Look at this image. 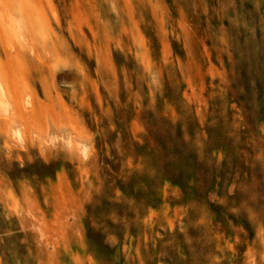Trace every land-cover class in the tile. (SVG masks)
Listing matches in <instances>:
<instances>
[{"label":"rangeland","instance_id":"rangeland-1","mask_svg":"<svg viewBox=\"0 0 264 264\" xmlns=\"http://www.w3.org/2000/svg\"><path fill=\"white\" fill-rule=\"evenodd\" d=\"M184 19L211 31L209 47L218 42L203 64L207 86L239 96L228 121L240 140L217 115L224 121L210 130L225 142L207 151L192 145L185 122L175 127L181 116L166 90L179 82ZM261 33L259 0H0V264H38L39 252L42 264L58 253L75 264L84 246L82 264H264V76L254 45ZM226 38L246 46L239 58ZM154 64L168 70L167 85ZM100 106L109 137L87 114ZM134 150L136 167L127 164ZM98 181L149 191L152 240L119 228L116 206L92 218ZM155 183L176 190L160 206L150 205Z\"/></svg>","mask_w":264,"mask_h":264},{"label":"bare ground","instance_id":"bare-ground-1","mask_svg":"<svg viewBox=\"0 0 264 264\" xmlns=\"http://www.w3.org/2000/svg\"><path fill=\"white\" fill-rule=\"evenodd\" d=\"M259 3L264 8V0H259ZM196 24H197L196 22H189L186 19H184L181 22V24H179L178 35L183 40L185 56L180 57L177 63L178 68H179L178 77L180 78L177 77V74L173 73V77L175 79L174 81H179L177 82V86L173 85V87L171 86L172 88L166 89V90L167 92L169 91L168 92L169 98H170L169 100L175 104V107H176L175 110L181 116V119L179 122H177V125L172 124L171 128L174 129L173 128L174 125L175 127L179 128L178 126L181 124L184 125V122H185L187 124V128L184 129L183 132L185 131V134L186 133L189 134L190 132H192V135H191L192 145L193 144L198 145L200 146L201 149L207 151L210 148H213L217 146L218 144L225 142L224 138H221L222 136H219L217 131L215 132V131L210 130L211 123H217V122H220L221 120L224 121L223 119H218L217 115L223 117L226 120V123L223 124L225 128L227 130H232V132L235 133L236 131V128H234L235 125L233 124V121H228L229 120L228 117L231 116L232 118H235L238 116V113H237L238 110H235V108L237 106L236 100L237 98H239V96L236 95L237 93L235 94V92L232 91L229 87H227L226 89L223 88L221 90L220 83L216 85L211 84L210 87L207 86L205 77H204L205 73L202 71L203 64L206 61L211 60V56L214 52V46L217 45L218 42L213 44L212 47L211 46L209 47L207 45L208 43L206 40L207 38L210 37L211 31H208L206 27L203 25H200V24L196 25ZM219 30L214 29L213 31L214 34L218 35L219 33H221ZM226 39L228 40V38ZM254 45L255 47H257V53L255 56L256 68L264 76V33H261L259 38L255 40ZM226 46L228 50L231 51L232 56H235L237 58H239L238 56L244 53L242 52L240 54V50L244 51L246 49L245 48L246 46H243V45L240 46V45L234 44L233 42H230L229 40H228V43L226 42ZM219 49L220 50L222 49L220 45H219ZM221 57H222V54H219L218 56H216L217 61L221 62V59H220ZM245 65L246 63L242 60L240 68L244 70ZM154 67L156 69L159 79L162 81V84L167 85L168 80L166 81L164 74L166 76L168 73V70L162 64L159 66L154 64ZM183 83L186 84L187 86L186 89L184 88L185 90H183V87H182ZM230 96L232 97V100H235V102H229ZM183 99H186L188 103L186 104L183 101ZM164 101H168L167 98L166 99L164 98ZM225 106H229L232 110L231 111L224 110ZM215 107H218V109L216 108L218 112L214 111ZM101 110H102L101 106L99 108V112H97L94 108H90L87 114H88L90 121H93V123L95 124V130L99 131L103 137H109L110 133L108 132V130L104 126L99 125L100 124L99 122L102 121ZM83 114L86 115L85 113ZM116 116H118L119 119H123L124 123L126 122L125 119L127 116L124 111L117 110ZM134 131L132 132V136L134 139H136L137 135ZM158 133L160 132L157 131V134ZM161 133L164 134V132H161ZM208 133L213 134V138L209 141L201 143L200 142L201 138L205 137ZM182 135L183 137L184 136L188 137L187 135H184V134ZM236 136H237V139L240 140V133L236 134ZM154 143L156 145L155 141ZM239 143H241V141ZM242 143H243V148L241 152H243L244 155H248L249 150L245 148V143L243 141ZM85 145L86 144H83V147ZM213 153L215 154L217 158V162L220 163V160L222 157L221 151L216 150ZM137 155H139V153L135 150L129 152V154L127 155V164L133 167L138 166L139 160L137 158L138 157ZM235 158L234 159L235 161L238 162V164L242 161L240 156H237ZM171 179L175 180L172 177ZM138 180L139 179H135V181L132 182L133 183L132 187L135 186V182H137ZM98 183L100 184V187L102 188L101 194L95 197L92 196L91 194L90 195H91V198L92 197L95 198L97 202H101V206L92 207L89 209V212H94L92 218H95L94 219L95 221L96 220L99 221L102 219V213L107 212V211L110 212L111 211L110 207L116 206L115 212H112V211L111 212L114 213V215L117 218H119V223H120L119 228H121L122 230L126 232H129V231L133 232L137 236H140L139 234L142 233L144 236H148L152 240L153 239L152 232H153L154 223H152L153 221L151 220V218L147 219L145 215V210H144V207L148 204V202H150L144 197L145 196L144 193H147L149 191L146 190V192L143 193V192H139V190H137L136 188H133L132 190L131 188L125 189L124 187L121 188L119 186L118 187L117 186L106 187L103 185L104 184L103 182L98 181ZM155 187L158 188L159 191L157 195H154L155 198L152 196L154 200V202L150 204L152 206H160V204L164 202L165 198L172 197L171 194H174V192L176 191L174 187H172L171 185H165V187H161L159 183H155ZM113 196L114 197L119 196V199L116 200L115 205H110L108 207L102 205V202L104 200H107L108 198H112ZM176 196L180 197L181 196L180 192L179 193L177 192ZM171 199L174 200V198H171ZM137 202H141V203L137 204ZM223 233L224 232H222V234ZM132 243H133V240L130 241V244ZM86 249L89 250L90 249L89 246L88 247L84 246L83 250L81 251L82 254L75 258L74 260L75 264L83 263L82 261L83 259H81L82 258L81 256H84L86 254L85 252ZM57 252H59L58 247H56V253ZM155 252H156V248L154 247L153 254ZM44 254L46 253L39 252L36 254V259H37L38 264H42V259L44 258L43 256H45ZM58 255H59L58 259L56 258V261L54 262V264H65L62 261L63 256H61L60 253H58ZM130 257H133V255H130Z\"/></svg>","mask_w":264,"mask_h":264}]
</instances>
